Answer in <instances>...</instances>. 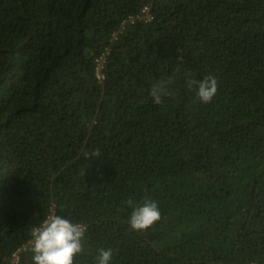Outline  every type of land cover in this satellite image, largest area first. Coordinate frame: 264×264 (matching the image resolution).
Here are the masks:
<instances>
[{"label": "trees", "instance_id": "trees-1", "mask_svg": "<svg viewBox=\"0 0 264 264\" xmlns=\"http://www.w3.org/2000/svg\"><path fill=\"white\" fill-rule=\"evenodd\" d=\"M53 206L88 225L74 264H264V0H0V264Z\"/></svg>", "mask_w": 264, "mask_h": 264}, {"label": "clouds", "instance_id": "clouds-1", "mask_svg": "<svg viewBox=\"0 0 264 264\" xmlns=\"http://www.w3.org/2000/svg\"><path fill=\"white\" fill-rule=\"evenodd\" d=\"M186 85L190 91L195 92V99L202 104H210L219 89L218 79L212 74L200 79L186 78ZM163 92L164 89L159 83L150 89L149 96L154 104L163 102ZM90 155L99 156V150L84 152L86 158ZM125 203L132 208L128 222L133 230H145L160 219L158 203L151 198L146 197L142 203H135L131 199ZM31 235L33 264H74V257L83 251L84 227L60 215L48 216L39 227L32 229ZM112 259L111 248H100L96 264H111Z\"/></svg>", "mask_w": 264, "mask_h": 264}, {"label": "built area", "instance_id": "built-area-1", "mask_svg": "<svg viewBox=\"0 0 264 264\" xmlns=\"http://www.w3.org/2000/svg\"><path fill=\"white\" fill-rule=\"evenodd\" d=\"M152 19H153V14L151 11V7L145 6L138 16L133 17L130 21H125L123 23L122 30L126 29L129 26V24L136 23L137 20H145L146 22H151ZM118 39H119V35H118V33H115L113 40H118ZM112 53H113V47L109 46L102 53H100L96 58V77L101 82H103L107 77V70H108V66H109V62H110V58H111ZM56 213H57L56 206H53L50 215L56 214ZM78 224H80L84 227L85 232L88 230V225H86L84 223H78ZM32 240L33 239H31L28 243H26L25 245L20 247L13 254L12 264H21L22 255L25 252H27L30 247H32ZM255 264H263V263H255Z\"/></svg>", "mask_w": 264, "mask_h": 264}]
</instances>
